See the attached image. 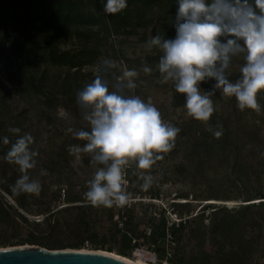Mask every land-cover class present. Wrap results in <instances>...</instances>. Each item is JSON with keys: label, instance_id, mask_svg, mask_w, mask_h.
Here are the masks:
<instances>
[{"label": "rangeland", "instance_id": "374dc122", "mask_svg": "<svg viewBox=\"0 0 264 264\" xmlns=\"http://www.w3.org/2000/svg\"><path fill=\"white\" fill-rule=\"evenodd\" d=\"M88 3L89 0L82 2L85 10ZM97 11L104 14L106 19L114 20L119 27L103 32L95 40L94 47L98 52L96 62L81 69L74 86L76 97L79 91L93 81L97 74V65L104 59L117 63L113 70L114 75L110 78V88L115 78L121 76L124 70L134 68L138 70L149 60H155L153 51L145 47L150 37L143 39V30L120 25V22L131 16L127 7L116 13H106L104 7ZM75 25L70 24L68 29L73 30ZM159 26V14H154L150 30ZM242 64V57L233 60L229 70V78L232 81L239 78V68ZM135 82L137 88L128 94L137 95L145 102L151 98L165 121L186 132L189 128L194 132L201 125V122H194V119L186 114L184 105L177 108L171 106V96L175 93V88L163 86L155 69L151 74L140 72ZM211 82L215 84L214 80ZM23 88L24 85L20 87L13 85L6 89L0 82V135L8 132L9 127H19L21 129L19 135L30 133L34 137L35 143L31 147L38 150L39 156L37 167L29 170V174L33 179L40 181L42 191L39 196L20 194L23 196L22 207L3 191L1 182L10 187L20 177L21 172L17 165L4 159L10 148L0 145V202L4 203L10 214L18 219L17 224L12 227L4 229L0 227V247L4 240L7 246H11L10 244L20 240L36 238L42 243L36 242L38 244L34 245L60 249L58 247L71 246L84 239L82 249L106 251L111 248L112 252L117 253L122 243L120 237L113 235L114 225L117 224L118 227H136V233L141 235L137 239L139 245L132 247L129 258L136 259L138 252H144L150 254L149 259L145 260L147 264H173L169 261L174 248L172 232L176 231L172 225L176 226L181 220L183 222L185 218L197 214L198 219L180 230L178 238L188 249L196 250L199 245L203 251L210 252L215 248L226 247L234 239L226 235L210 234L212 220L216 217L218 221L225 217L224 212L236 210L248 202H258L246 201L248 192L256 187L260 188L264 195V93L257 97L261 105V111L257 113L248 109L240 110L235 98L225 97L218 90L212 97L217 111L216 122L226 123L232 142L229 149L225 151L214 149L207 159H203V165L198 164L199 157L195 153L192 154L184 145H180L178 152L164 154V159L158 161L150 173H146L154 178L152 187L147 191L140 188L143 180L139 178L140 170L133 164L125 170L127 180L125 188L133 194L131 202L123 207L114 205L105 208L92 206L84 197L88 190L87 182L93 178L99 166L91 163V154L82 153L77 157L70 155L68 151L69 146L82 144V141L75 139L73 133L67 132L69 127L80 130L76 128L78 121L75 115L76 113L83 121L79 107L77 112H74L57 102L54 108L48 109L38 95L27 88L23 91ZM200 88L203 91H211L208 87ZM42 108H46L50 114V124L39 116ZM19 113L22 114L21 117L20 115L17 117ZM17 120L20 121L19 125L16 123ZM83 129L88 130L86 122ZM15 136L17 139L18 135ZM234 162L239 165L237 169L232 168ZM41 169H46L48 175L40 176ZM257 175L261 177L260 183L255 182ZM67 196L78 199L68 202ZM80 205L90 206L86 218L91 227L89 231L77 226L76 222L80 219L81 213L77 206ZM57 210L62 212L53 216L51 222L70 224L68 230L55 231L46 223V216ZM19 215L27 217L29 223L22 222ZM248 215L264 218V206L252 207V212ZM162 218L165 219L167 226L165 239L143 242L142 236L157 230ZM260 226L246 230L239 237L252 249L247 264H264V223H260ZM190 230L199 231L205 238L191 239L188 242L187 234ZM52 241L59 242L61 246L45 244ZM134 241L135 239H132V245ZM94 242H98L99 245H95ZM163 248L166 251L164 255L161 252Z\"/></svg>", "mask_w": 264, "mask_h": 264}, {"label": "clouds", "instance_id": "9594fccd", "mask_svg": "<svg viewBox=\"0 0 264 264\" xmlns=\"http://www.w3.org/2000/svg\"><path fill=\"white\" fill-rule=\"evenodd\" d=\"M127 7V0H107L106 13H116ZM175 38L151 37L145 47L160 53L156 69L160 83L172 82L177 94L185 96L186 114L207 125L216 110L212 97L219 90L225 97L235 98L240 110L261 111L257 97L264 93V0H178L175 18ZM223 38V39H222ZM243 58L240 76L229 78L234 59ZM114 60L104 59L97 65L93 81L77 93V105L87 129L73 133L78 141L71 145L70 155L91 154V163L98 165L84 193L92 206L111 208L129 204L133 194L125 188L126 169L135 165L143 180L140 188L152 187L150 170L175 147L180 129L162 118L152 103L128 92L137 88L140 72L151 74L153 68L144 63L140 69L124 70L109 86ZM214 80L211 91H203L201 82ZM223 135V128L213 131ZM9 133L18 135L4 159L19 167L20 177L10 185L12 194L39 196L42 185L33 179L29 170L37 167L38 150L30 133H21L19 127H9ZM2 143L9 145L8 136ZM40 176L48 175L46 169ZM135 175V173H133Z\"/></svg>", "mask_w": 264, "mask_h": 264}, {"label": "trees", "instance_id": "16d2710c", "mask_svg": "<svg viewBox=\"0 0 264 264\" xmlns=\"http://www.w3.org/2000/svg\"><path fill=\"white\" fill-rule=\"evenodd\" d=\"M82 2L83 0H0V82L3 88L8 89L13 85L18 87L24 85L23 91L26 88L33 91L43 100L46 108L52 109L57 102H60L68 110L77 112L78 105L77 97L74 95V86L83 66H92L96 62L98 52L94 47L95 40L103 32L116 30L119 27L114 20L106 19L104 14H99L97 11V9L101 10L104 7L107 0H89L87 10L82 6ZM127 9L131 16L129 19L120 22V25L143 30V39L156 36L163 39L175 38L174 24L178 0H127ZM154 14H159L160 26L150 30ZM73 23L76 24L74 29L69 30V25ZM152 51L155 60L151 59L147 64L156 70V75L160 80V74L156 69L160 53L154 48ZM213 85L211 80L200 84L202 88L208 87L211 90ZM163 86L174 88L172 82L163 84ZM260 97L259 99H261ZM185 99L184 95L175 92L171 96V106L173 108L180 107L184 105ZM261 101L263 102L262 99ZM46 108L40 110L39 116L43 117L47 124H50V114ZM216 114L217 111L215 110L207 125L201 122V125L194 132L190 128L188 132L179 128L180 132L172 152H178L180 145H184L192 154L195 153L199 157L198 164H203V159H207L214 149L220 151L229 149L232 143L229 138L230 132L226 128L225 122L222 124L216 122ZM75 115L78 121L76 128L83 129L85 122L81 121L76 113ZM18 116L21 117L22 114L19 113ZM19 122L17 120V125ZM194 122L200 121L194 119ZM219 126L223 128V135L219 138L214 137L212 132L207 130L209 127L213 131L219 130ZM3 136H8L10 143L4 145L0 139V145L7 149L11 148L16 136L9 132L0 135V138ZM238 167L236 162L232 164L233 169ZM255 182H261L259 175H257ZM1 188L12 196L21 207L23 206L22 195L12 194L9 185L4 182H1ZM247 197L246 201L258 200V202H248L236 210L224 212L225 217L218 221L215 217L209 227L212 228L210 232L208 231L210 234L215 236L226 235L234 239L226 247L215 248L210 252L203 251L199 245H197L196 250L194 248L188 249L186 244L178 238L177 234L180 230L198 219L197 214L185 218L183 222L181 220L176 226L172 225L176 231L172 232L174 248L169 261L173 264H247L252 255V249L239 237L246 230L254 229L255 226L261 227L260 223H264L263 217L248 215L252 212V207L264 206V195L262 190L256 187L248 192ZM77 199V197L71 196L66 198L68 202ZM175 204L181 205L182 203ZM77 208L81 211L80 219L76 222L78 228L89 231L91 227L86 218L90 206L80 205ZM60 212L62 211L57 210L47 215L46 223L51 225L55 231L68 230L70 224H62L58 221L51 222V218ZM179 214L181 215L182 212ZM18 217L22 222L29 223L27 217L23 215ZM110 218L112 219V215ZM17 220V217L12 216L5 208L4 203L0 202L1 229L16 225ZM202 227L205 228L203 225ZM166 228V221L162 218L157 230L142 236L143 242L164 240ZM136 231V227H118L115 224L113 235L120 237L122 243L117 253L112 252L111 248L106 251L129 258L132 247L139 245L137 239L141 235L137 234ZM205 232L204 230L203 233ZM199 238H205V235L196 230H190L187 234L188 242L191 239L197 240ZM132 239H135L133 245L131 244ZM5 242L4 240L1 244L2 247L7 246ZM36 242L41 241L36 238H29L10 245L38 244ZM83 243L84 239L71 244V246L58 248H82ZM45 244L60 245L59 242L55 241ZM94 244L99 245L98 242H94ZM161 252L163 255L166 254L164 248L161 249Z\"/></svg>", "mask_w": 264, "mask_h": 264}, {"label": "water", "instance_id": "95a60500", "mask_svg": "<svg viewBox=\"0 0 264 264\" xmlns=\"http://www.w3.org/2000/svg\"><path fill=\"white\" fill-rule=\"evenodd\" d=\"M0 264H134L97 249H47L34 244L0 247Z\"/></svg>", "mask_w": 264, "mask_h": 264}, {"label": "bare ground", "instance_id": "6f19581e", "mask_svg": "<svg viewBox=\"0 0 264 264\" xmlns=\"http://www.w3.org/2000/svg\"><path fill=\"white\" fill-rule=\"evenodd\" d=\"M137 256H138V258H136V259L126 258V257H122V256H118V257H120L122 259H125V260H127V261H129L131 263H134V264H147L145 262V260H148V258H149L148 253L138 252Z\"/></svg>", "mask_w": 264, "mask_h": 264}, {"label": "built area", "instance_id": "2783aa9c", "mask_svg": "<svg viewBox=\"0 0 264 264\" xmlns=\"http://www.w3.org/2000/svg\"><path fill=\"white\" fill-rule=\"evenodd\" d=\"M150 254H148V256H149ZM149 259V258H148Z\"/></svg>", "mask_w": 264, "mask_h": 264}]
</instances>
